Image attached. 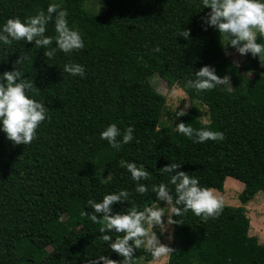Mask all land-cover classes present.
I'll list each match as a JSON object with an SVG mask.
<instances>
[{"label":"trees","instance_id":"16d2710c","mask_svg":"<svg viewBox=\"0 0 264 264\" xmlns=\"http://www.w3.org/2000/svg\"><path fill=\"white\" fill-rule=\"evenodd\" d=\"M53 2L67 11L84 48L47 58L32 42L0 45V72L11 70L19 55L29 57L23 78H32L38 90L31 95L49 116L28 145H14L0 132V264H88L101 254L120 260L99 238L103 225L81 215L90 211L85 202L126 188L129 200L113 205V211L164 206L150 189L168 182L169 174L160 169L171 162L181 163L178 171L208 188L222 190L225 180L233 179L243 189L240 206L224 205L215 218L191 211L176 217L179 224L172 227L183 241L180 254L171 251L167 264H264V245L249 235L244 208L264 192V57L232 62L218 31L202 30L200 17L209 10L200 0H98L101 13L88 12L87 0H0V24L46 12ZM181 29L190 30L188 40L177 36ZM45 35H55L53 21ZM257 40L264 43L259 35ZM156 46L159 52L153 51ZM69 62L84 65L85 76L64 73ZM203 65L228 75L231 88L185 89L184 82ZM154 74L191 102L185 116L175 120V112L166 111L164 98L148 82ZM179 122L220 131L223 140L193 143L174 130ZM110 123L133 126V141L119 152L99 138ZM127 161L148 172L141 181L149 187L146 194L135 193L122 166ZM169 189L174 199V186ZM134 256L133 264L151 254L140 248Z\"/></svg>","mask_w":264,"mask_h":264},{"label":"clouds","instance_id":"9594fccd","mask_svg":"<svg viewBox=\"0 0 264 264\" xmlns=\"http://www.w3.org/2000/svg\"><path fill=\"white\" fill-rule=\"evenodd\" d=\"M200 5L202 9L209 10L200 17L202 30L207 31L211 27L218 31L226 56L229 55L226 49L231 47L239 56L258 57L261 61L264 57V43L258 42L257 35L264 38V0H200ZM67 15L66 10L60 9L59 4L53 2L48 4L46 12L39 10L23 20L10 17L0 24V45L11 46L18 41L32 42L36 49L44 48V56L47 58H51L58 50L71 56L85 45L79 31L69 27ZM49 21L54 22V36L45 35ZM177 36L188 40L190 30L181 29ZM53 42L55 46L50 47ZM153 51L159 52L160 49L156 46ZM28 59L27 56L19 55L11 70L0 72V132L14 145L30 144L40 124L49 118L45 104L31 95L38 90L32 78H23L25 72L22 65ZM62 71L72 77L85 76V66L76 62L65 63ZM193 75L194 78L184 82L185 89L199 93L218 86L231 88L229 76L217 75L214 66L203 65ZM189 107L191 104L185 101L183 108L175 111V120L185 116ZM174 130L193 143L223 140L220 131L208 127L194 129L184 122L175 123ZM99 138L106 141L113 151L119 152L123 145L133 141V126L121 129L116 123H110L100 131ZM122 166L135 182V193L146 194L149 187L141 183L149 178L145 168L138 167L134 161L122 162ZM180 167L181 163L177 162L166 164L160 171L169 174L168 182L153 184L150 189L155 193L157 201L170 206L167 213L164 207L138 208L135 205L125 211H113V205L129 200L130 191L126 188L106 193L99 201L88 199L85 202L90 211H84L81 215L93 224L103 225L99 229V238L121 257L117 261L101 254L90 259L88 264H133L135 251L142 247L150 252L153 260H157L172 249L161 243L154 228L163 233L169 226L179 224L176 217L189 211L205 220L220 215L224 207L223 200L211 188L200 186L197 177L178 171ZM106 178H110L109 175ZM169 185L174 186V199ZM110 234H116V237ZM168 238L171 239V233Z\"/></svg>","mask_w":264,"mask_h":264},{"label":"rangeland","instance_id":"374dc122","mask_svg":"<svg viewBox=\"0 0 264 264\" xmlns=\"http://www.w3.org/2000/svg\"><path fill=\"white\" fill-rule=\"evenodd\" d=\"M86 9L88 12L91 13H101L104 8L99 4L98 0H87ZM228 53V57L235 64H240L244 57L239 56L235 52V50ZM148 82L164 98L166 111L175 112L176 110H180L181 108H183L185 101L191 104V102L186 98V96L180 89H169L166 83L162 81L158 77V75H152L149 78ZM188 109L186 111H188ZM202 119L205 120V117L203 116ZM200 186L208 188V186L206 187L202 184ZM242 189V183L233 179H227L223 184L222 190H212L214 191L215 195H217L223 200L224 205L238 207L240 206L238 196L240 195ZM153 207L159 206L154 205ZM160 207H164V211L165 213H167L168 208L170 206L165 204L164 206ZM244 208L246 210V216L250 221V227L248 232L249 235L255 237L259 244L264 245V192H260L258 195H256L251 201L248 202V204L244 206ZM154 231H157V235L161 243L170 247L173 253L180 254V248L183 241V236L180 232L176 231L172 227V225L169 226V228L166 229L163 233H160L161 230L156 228H154ZM169 233H171V239L168 238ZM142 249L146 250L143 247ZM147 252L150 253L149 251ZM169 254L170 253L162 255L157 260H153L152 256L149 260L145 259L144 257H137L135 259V264H167Z\"/></svg>","mask_w":264,"mask_h":264}]
</instances>
